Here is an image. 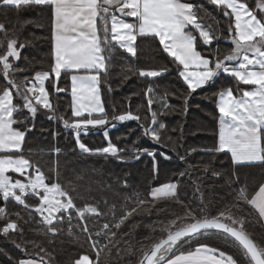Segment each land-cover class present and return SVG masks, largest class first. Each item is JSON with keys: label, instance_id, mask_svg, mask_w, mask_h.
<instances>
[{"label": "snow or ice", "instance_id": "6c2138e0", "mask_svg": "<svg viewBox=\"0 0 264 264\" xmlns=\"http://www.w3.org/2000/svg\"><path fill=\"white\" fill-rule=\"evenodd\" d=\"M208 2L221 9L222 14L231 20L228 32L234 47L222 58L209 59L198 50L199 43L211 45L216 37L209 27L198 21L197 12L201 6L188 0H0V7L15 8L17 11L25 6H46L52 21L53 63L48 71H37L31 79L25 76L23 83H17L12 75L14 61L20 59V49L25 45L18 43L17 38H9L5 25L0 24L3 37L0 39V65L7 84V87L0 90V198L5 202L14 201L37 214L47 229L40 234H51L54 238L62 231L55 224L67 220L68 234L73 235L71 223L74 218L80 222L83 232L90 233L85 222L86 215L92 214L98 218L101 212L91 204L77 206L72 193L57 182L58 165L50 170L52 175H46L40 167L25 158L22 146L31 129L24 126V121L17 117L25 110L33 117L40 108L52 112L53 106L45 81L52 82L57 93L65 92L67 89L59 87V81L62 73H71V113L74 119L63 120L64 127L74 131L75 142L81 153L114 157L120 162H126V150L118 148L110 139L106 146L92 149L81 141L80 136L90 129L109 125L100 94L101 77L107 74L108 64L117 46L131 57L137 56L138 37L158 39L163 52L177 65L178 76L189 90L185 105L191 93L212 85L221 74L234 78L235 88L228 87L216 94V106L220 114L217 144L205 151L210 154H230L233 165L264 168V0H255L254 6L247 0ZM129 17L134 18L132 22L126 19ZM168 71L165 67L140 70L138 74L141 77L157 78ZM241 85L252 87L242 88ZM153 92L154 89L148 87L145 95ZM147 103L151 125L144 127L143 134L160 144V131L166 125L160 123L157 112L152 111L151 96ZM169 107L167 103L163 104L164 109ZM52 118L49 116V119ZM140 119L139 115L131 111L112 116V120L119 122ZM54 151L59 155V148ZM127 155L136 160L141 155L151 157L153 170L158 173L156 152L136 148ZM179 159L184 161L185 157L180 156ZM9 173H16L23 180L14 179ZM178 175L182 178L188 172H180ZM212 175L219 177L221 174L214 171ZM232 176L236 182L239 181L236 173H232ZM232 182L228 181L229 184ZM179 183L178 179L176 182L159 185L151 190L150 195L153 200L174 198L177 203H182L178 195ZM29 196L36 198L35 205L27 202L26 197ZM237 199L256 210L260 221L264 223V183H260L251 195L245 188H240ZM144 203V199H139L136 207L122 214L113 225L103 223L95 235L109 238L111 242L117 235L111 228L120 229L137 211V207ZM201 205L199 213L186 209L183 217L178 216L165 225L162 231L166 232V238L153 243L150 250L143 253L139 264H264V240L257 241L246 230L243 218H236L231 208L210 216L204 211L202 200ZM0 220L5 221L0 226L3 235L8 236L14 232L22 234L23 230L18 223L8 219L2 207ZM210 233L234 244L239 255L200 242L199 237H206ZM88 238L91 247L97 248L98 240L93 239L91 234ZM193 240L196 241L194 249L175 254L179 245ZM16 247L21 246L17 244ZM22 251L26 252V249ZM40 251L45 250L41 248ZM17 264H43V257L39 260L21 259ZM74 264H92V261L88 255H83Z\"/></svg>", "mask_w": 264, "mask_h": 264}, {"label": "trees", "instance_id": "16d2710c", "mask_svg": "<svg viewBox=\"0 0 264 264\" xmlns=\"http://www.w3.org/2000/svg\"><path fill=\"white\" fill-rule=\"evenodd\" d=\"M188 2L201 6L197 12L198 21L209 27L216 37L211 45L199 43L198 50L209 59L229 54L234 47L228 32L230 18L225 17L221 9L211 5L208 0ZM247 2L255 5V0ZM126 19L133 21L131 18ZM0 24L5 25L9 38H17L18 43L25 45L20 49V59L14 61L12 78L17 83H23L25 76L31 79L35 72L50 69L53 63L52 21L46 6H25L19 11L0 7ZM137 43L136 57H131L117 46L108 64L107 74L101 77L100 94L109 125L90 129L87 134L80 136L81 141L92 149L106 146L110 139L118 148L126 150V162H120L114 157L81 153L75 142L74 131L64 127L63 120L74 119L71 113V73H62L59 81V87L67 89L65 92L57 93L52 82L46 83L52 112L40 108L33 117L25 110L17 117L24 121V126L31 129L22 146L25 158L40 167L46 175H52L50 170L58 165L57 182L72 193L77 206H96L101 216L97 218L92 214L86 215L85 222L90 233L83 232L80 222L75 218L71 223L73 235L68 234L67 220L62 224L56 223L55 226L62 231L53 238L51 234H40L47 229L37 214L14 201L5 202L0 198V207L5 208L7 218L16 221L23 230L22 234L14 232L8 236L0 233V264H17L21 259L39 260L40 257H43L44 264H74L83 255H88L97 264V253L99 264H139L143 253L150 250L153 243L166 238L163 227L176 217H183L186 209L199 213L201 200L204 211L210 216L231 208L236 218L245 220L246 230L257 241L264 240V224L258 213L237 199L240 188H245L251 195L260 183H264V168L236 166L228 154H210L205 151L217 144L220 114L216 106V94L228 87L235 88L236 81L221 74L212 85L191 93L185 105L189 90L178 76L177 65L163 52L158 39L138 37ZM165 67L169 71L157 78L141 77L138 74L140 70ZM5 87L7 84L0 65V90ZM148 87H152L154 92L145 95ZM240 87L250 89L252 86ZM150 96L153 98L152 111L157 112V120L166 125L160 131V144L143 134L144 127L151 125L147 103ZM164 103L170 107L164 109ZM127 111L139 115L141 119L125 122L112 120L113 115ZM49 116L53 118L49 119ZM56 148L60 149L59 155L54 151ZM136 148H147L157 153L158 173L153 170L151 157L141 155L136 160L127 155ZM180 156H184L185 160L181 161ZM185 171L188 175L179 177L178 174ZM214 171L221 175L213 176ZM232 173L237 174L238 182ZM11 176L23 180L19 175ZM178 179V195L182 203H177L174 198L152 199L150 193L153 188ZM229 180L233 182L229 184ZM139 199H144L145 203L137 207V211L120 229L111 228L117 234L111 242L109 238L95 235L103 223L113 225L122 214L136 207ZM26 200L32 205L36 203V198L32 196L26 197ZM4 223V220H0V226ZM90 234L98 240L97 251L91 247L88 238ZM199 240L229 254L239 255L234 244L212 233L199 237ZM17 244L21 247L17 248ZM195 246V240L183 243L176 248L178 250L175 254L194 249ZM41 248L45 251L41 252ZM22 249H26V252Z\"/></svg>", "mask_w": 264, "mask_h": 264}, {"label": "crops", "instance_id": "0c3cea01", "mask_svg": "<svg viewBox=\"0 0 264 264\" xmlns=\"http://www.w3.org/2000/svg\"><path fill=\"white\" fill-rule=\"evenodd\" d=\"M130 18V17H129ZM131 19H133V18H131ZM183 81V80H182ZM185 84V83H184ZM186 85V84H185ZM70 94H71V80H70ZM71 101H72V97H71ZM219 117H220V115H219ZM229 155V157H230V154H228ZM231 159V158H230ZM232 162V161H231ZM236 166H242V165H236ZM11 174H16V173H9V175H11ZM16 175H18V174H16ZM15 179V178H14ZM26 182V181H25ZM256 211V210H255ZM264 224V223H263ZM177 255L179 254V253H176ZM91 260V259H90ZM92 261V260H91ZM44 264V263H43ZM92 264H95L93 261H92Z\"/></svg>", "mask_w": 264, "mask_h": 264}, {"label": "rangeland", "instance_id": "374dc122", "mask_svg": "<svg viewBox=\"0 0 264 264\" xmlns=\"http://www.w3.org/2000/svg\"><path fill=\"white\" fill-rule=\"evenodd\" d=\"M130 18H131V17H130ZM133 19H134V18H133ZM46 83H47V81H45V87H46ZM55 123H57L56 120H55ZM63 124H64V123H63ZM88 132H89V131H88ZM88 132H87V133H88ZM87 133H86V134H87ZM81 134H85V133H81ZM176 250H178V249H175V252H176Z\"/></svg>", "mask_w": 264, "mask_h": 264}, {"label": "built area", "instance_id": "2783aa9c", "mask_svg": "<svg viewBox=\"0 0 264 264\" xmlns=\"http://www.w3.org/2000/svg\"><path fill=\"white\" fill-rule=\"evenodd\" d=\"M95 249V251H97V248H94Z\"/></svg>", "mask_w": 264, "mask_h": 264}, {"label": "water", "instance_id": "95a60500", "mask_svg": "<svg viewBox=\"0 0 264 264\" xmlns=\"http://www.w3.org/2000/svg\"><path fill=\"white\" fill-rule=\"evenodd\" d=\"M143 259V258H142Z\"/></svg>", "mask_w": 264, "mask_h": 264}]
</instances>
